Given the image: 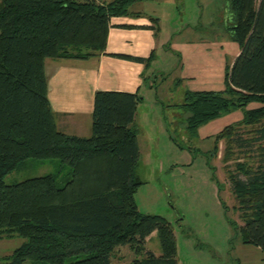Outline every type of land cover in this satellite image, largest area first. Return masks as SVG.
<instances>
[{
    "label": "trees",
    "instance_id": "16d2710c",
    "mask_svg": "<svg viewBox=\"0 0 264 264\" xmlns=\"http://www.w3.org/2000/svg\"><path fill=\"white\" fill-rule=\"evenodd\" d=\"M138 1L0 0V238H24L0 264H110L124 245L134 253L130 264H177L171 223L140 212L135 201L143 183L136 174L135 123L142 96L95 91L86 137L59 131L48 99L45 60L104 53L110 18L142 17L130 9ZM226 2V31L239 53L226 66L224 89L187 90L179 106L193 135L201 125L240 110L239 120L210 136V153L216 156L223 142L221 161L242 220L240 226L232 223L243 243L264 251V0ZM111 55L146 67L155 56ZM29 158H58L62 167L6 184L5 175ZM60 174L65 179L58 186ZM153 231L161 249L157 256L143 245Z\"/></svg>",
    "mask_w": 264,
    "mask_h": 264
},
{
    "label": "rangeland",
    "instance_id": "374dc122",
    "mask_svg": "<svg viewBox=\"0 0 264 264\" xmlns=\"http://www.w3.org/2000/svg\"><path fill=\"white\" fill-rule=\"evenodd\" d=\"M149 3H143L146 10L151 9L147 8ZM157 4L162 36L175 31L181 33H176L180 38L193 35L209 40H230L226 31L230 22L226 0H176L171 7L164 5V0H158ZM141 6L137 5L138 9ZM163 53L162 49L157 50L151 62L150 71L155 69L156 75L152 77L155 87L142 104V119L136 122L140 147L136 174L143 182L135 193L138 209L142 213L160 215L171 223L177 245V264H263L264 251L243 243L238 228L232 223L235 221L240 226L242 220L235 209L231 182L221 161L223 142L218 144L217 155L212 156L211 137L200 139L187 132L184 117L180 116L185 111L176 106L183 101L185 87L173 83L178 72V58L176 54ZM229 116L230 123L238 119L235 113ZM207 161L214 166L213 172ZM61 167L58 158H29L6 174L4 182L13 184L30 177L56 174ZM64 179L58 175V186L63 185ZM23 241L19 235L0 238V257L10 254ZM143 245L145 251L155 256L161 253L155 231L148 235ZM133 258L134 253L128 245L119 246L110 264H130Z\"/></svg>",
    "mask_w": 264,
    "mask_h": 264
},
{
    "label": "crops",
    "instance_id": "0c3cea01",
    "mask_svg": "<svg viewBox=\"0 0 264 264\" xmlns=\"http://www.w3.org/2000/svg\"><path fill=\"white\" fill-rule=\"evenodd\" d=\"M144 2H150L147 8L151 9L146 10ZM157 2L158 0H142L132 4L130 9L140 12L142 17H111L104 53L87 59L47 58L45 60L48 99L59 131L84 137L90 135L93 95L97 90L137 92L143 99L138 104L135 123L142 119L143 110H140L142 104L154 91L155 80H152V77L156 78L155 69L150 71L151 63L146 67L144 62L111 54L147 58L151 52L155 55L157 50L162 49V53L176 54L178 72L173 83L184 86V93L187 90L224 89L226 66L231 65L239 53L238 44L231 40L225 41L227 39L224 38L209 40L193 35L180 38L176 36L175 31L170 35L162 36L161 15L157 10L159 7H156ZM175 2L176 0H164V5L171 7ZM137 5L142 6L138 9ZM149 17L158 20L152 22ZM185 27L190 28L189 25ZM155 28L157 32H154ZM177 34L181 35V33ZM168 78L169 75L166 80ZM250 105V107L256 106L255 103ZM179 107L183 110L181 106ZM232 113L236 114L237 120L242 116L240 110H236L213 119L198 127V137L205 139L221 130L230 123L229 115ZM182 115L185 119V112L180 116Z\"/></svg>",
    "mask_w": 264,
    "mask_h": 264
}]
</instances>
